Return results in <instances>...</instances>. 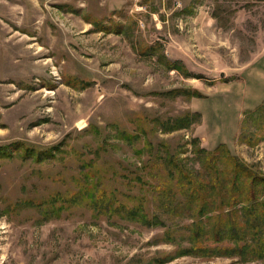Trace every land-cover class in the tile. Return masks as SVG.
Returning a JSON list of instances; mask_svg holds the SVG:
<instances>
[{"label": "rangeland", "instance_id": "374dc122", "mask_svg": "<svg viewBox=\"0 0 264 264\" xmlns=\"http://www.w3.org/2000/svg\"><path fill=\"white\" fill-rule=\"evenodd\" d=\"M263 53L264 0H0V145L58 149L41 162L0 158V264H158L178 249L155 242L166 227L97 215L87 203L45 216L18 201L53 210L57 193L103 176L122 199H148L159 212L144 165L150 144L199 170L195 138L209 151L226 143L264 172V117L248 119L264 102ZM176 88L205 96L158 94ZM189 112L200 122L163 131L160 118ZM166 220L187 245L191 220ZM162 264L262 262L184 255Z\"/></svg>", "mask_w": 264, "mask_h": 264}, {"label": "trees", "instance_id": "16d2710c", "mask_svg": "<svg viewBox=\"0 0 264 264\" xmlns=\"http://www.w3.org/2000/svg\"><path fill=\"white\" fill-rule=\"evenodd\" d=\"M150 48L155 50V46H149L146 50ZM165 60L168 68L189 75L183 64ZM158 94L166 97L205 96L195 88H176ZM248 116L252 120L264 117V102L256 110L249 111ZM248 119H245V125ZM200 120L199 112H189L165 120L160 118L159 122L163 131L170 133L190 128ZM256 135V139H264V135ZM128 138H132V135H128ZM192 143L201 161L199 170L188 167L178 154L169 150L166 153L155 152L154 146L150 144L154 152L144 165L148 174L151 173L155 179L150 181L152 201L156 205L154 209L157 208L159 212L151 209L148 199H144V202L124 200L116 188L107 187L103 176L88 178L87 175L77 183V188L52 197L53 210L44 206L47 202L36 198L21 199L18 205L38 207L47 216L51 211L61 214L67 204L87 203L97 215L119 217L148 227H166L162 238L155 242L179 243V247L156 259L158 264L184 255L239 257L242 262L261 261L264 264V172L232 154L226 143H220L210 151L199 147L198 138L193 139ZM57 150L16 141L14 144L0 145V158H13L21 153L24 159L33 158L41 162L55 157ZM155 165H160L165 174L157 175L158 166ZM58 201L62 203L57 205ZM166 218L191 220L187 226V245L181 242L184 235L178 237L177 227L174 223L168 224Z\"/></svg>", "mask_w": 264, "mask_h": 264}, {"label": "crops", "instance_id": "0c3cea01", "mask_svg": "<svg viewBox=\"0 0 264 264\" xmlns=\"http://www.w3.org/2000/svg\"><path fill=\"white\" fill-rule=\"evenodd\" d=\"M262 56H264V53H263V55H262ZM260 58H261V57H260ZM260 58H259V60H261ZM203 121H204V118H203ZM206 140H208V139H206ZM208 141H209V140H208Z\"/></svg>", "mask_w": 264, "mask_h": 264}]
</instances>
